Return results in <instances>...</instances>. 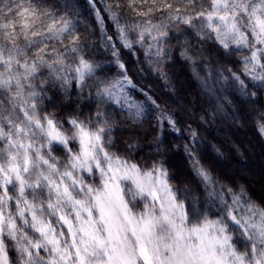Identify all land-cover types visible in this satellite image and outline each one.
I'll use <instances>...</instances> for the list:
<instances>
[{
	"label": "snow or ice",
	"instance_id": "snow-or-ice-1",
	"mask_svg": "<svg viewBox=\"0 0 264 264\" xmlns=\"http://www.w3.org/2000/svg\"><path fill=\"white\" fill-rule=\"evenodd\" d=\"M87 4L98 40L76 0H0V264H264V198L216 171L224 153L201 134L264 98V0H115L111 34ZM175 51L198 112L130 75L170 87Z\"/></svg>",
	"mask_w": 264,
	"mask_h": 264
},
{
	"label": "trees",
	"instance_id": "trees-1",
	"mask_svg": "<svg viewBox=\"0 0 264 264\" xmlns=\"http://www.w3.org/2000/svg\"><path fill=\"white\" fill-rule=\"evenodd\" d=\"M149 3L152 0H148ZM165 0H157V3H164ZM168 3H173L179 6L180 0H166ZM206 2V0H205ZM77 5L84 12L83 20L92 28L97 31L96 39H99V25L96 23L95 15L87 4V0H76ZM104 3H115V0H96V6L101 9V14L104 17L109 34L113 31V26L108 20L107 13L104 12ZM130 15V14H129ZM211 52H215L216 49L212 48L211 44L205 45ZM138 54L143 60L142 51L138 50ZM172 59L165 66L166 71L171 77L170 87L164 86V80L159 77L148 75L147 79H141L130 71V75L142 85H150L155 93L160 97L161 102L168 107L176 109L182 103L187 101H197L194 107V111H199L203 107H206V101L201 95V88L197 76L194 75V69L190 73L188 62L179 57L178 51L173 52ZM237 53L234 55V59L239 56ZM130 69L134 65V57L125 52ZM101 59L105 58L104 54H101ZM231 66V65H230ZM195 72L199 76L203 77L205 70L201 67H196ZM193 75L195 77H193ZM264 104V98L246 112L245 118L237 125H232L230 122H221L219 118L215 122L209 120L207 129L201 128L202 138L210 143H215L220 146L224 156L214 161V168L221 175H229L238 184H243L247 189L248 194L256 202H260L264 198V191L261 187L260 180L251 176L249 166L252 165L249 162V152L246 149H251L258 160V164L261 168V174L264 176V135L261 134L258 125L264 121L261 120V116H264V108L261 107ZM171 140L174 143H182L179 139L167 137L166 143ZM152 141V134H148L142 137L141 145L144 147V151L140 153L138 159L151 155V151L147 148V144ZM209 156H214L210 153ZM171 169L177 173L179 179L174 181L179 183L185 177L190 174V162L184 158V153H173L170 159ZM264 184V182H263Z\"/></svg>",
	"mask_w": 264,
	"mask_h": 264
},
{
	"label": "rangeland",
	"instance_id": "rangeland-1",
	"mask_svg": "<svg viewBox=\"0 0 264 264\" xmlns=\"http://www.w3.org/2000/svg\"><path fill=\"white\" fill-rule=\"evenodd\" d=\"M178 54H179V51H178ZM179 57H180V55H179ZM188 64H189V68H190V73H192L193 66H192L191 62H188ZM193 77H195V76L193 75ZM246 151L249 152V155H248L249 156V162L252 165V167L251 166L248 167L249 171H251L250 173H252L251 176H254V177H256V179L260 180L261 187L264 191V184H263L264 176L261 174V168H260L261 164H258V160L256 159V155L251 149H246Z\"/></svg>",
	"mask_w": 264,
	"mask_h": 264
}]
</instances>
